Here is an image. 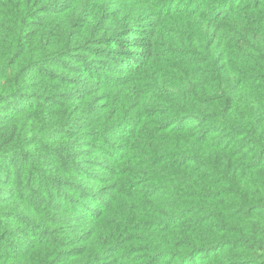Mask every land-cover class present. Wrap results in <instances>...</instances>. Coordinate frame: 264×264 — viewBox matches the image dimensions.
<instances>
[{"label": "trees", "instance_id": "16d2710c", "mask_svg": "<svg viewBox=\"0 0 264 264\" xmlns=\"http://www.w3.org/2000/svg\"><path fill=\"white\" fill-rule=\"evenodd\" d=\"M2 106L0 264H264V0H0Z\"/></svg>", "mask_w": 264, "mask_h": 264}, {"label": "rangeland", "instance_id": "374dc122", "mask_svg": "<svg viewBox=\"0 0 264 264\" xmlns=\"http://www.w3.org/2000/svg\"><path fill=\"white\" fill-rule=\"evenodd\" d=\"M3 106L1 107L0 109V114H7L8 112H3V110H8L10 113L16 111L18 108H21V106H15L14 104V101H9L6 103V105L4 106V109L2 110ZM13 163H14V167L17 166L18 163V160H13ZM13 163H12V160H7V163H6V167H7V170L8 168H11L10 170L12 171L13 170ZM16 170V168H14V171ZM6 174H7V177L9 176V171H6ZM99 174V173H98ZM98 176H101L100 174ZM2 178V177H0ZM5 179V178H4ZM1 186V185H0ZM2 208V205L0 204V209ZM17 232V243L19 242H27V238H20V233Z\"/></svg>", "mask_w": 264, "mask_h": 264}]
</instances>
